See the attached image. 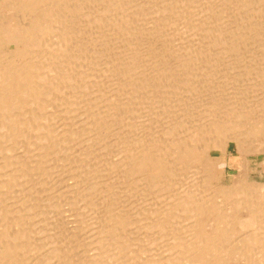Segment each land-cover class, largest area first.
<instances>
[{"label":"bare ground","instance_id":"1","mask_svg":"<svg viewBox=\"0 0 264 264\" xmlns=\"http://www.w3.org/2000/svg\"><path fill=\"white\" fill-rule=\"evenodd\" d=\"M252 156L264 0H0V264H264Z\"/></svg>","mask_w":264,"mask_h":264},{"label":"rangeland","instance_id":"2","mask_svg":"<svg viewBox=\"0 0 264 264\" xmlns=\"http://www.w3.org/2000/svg\"><path fill=\"white\" fill-rule=\"evenodd\" d=\"M11 48L13 49V48H15V46L14 45H12L11 46ZM253 70V71H252ZM251 70V72H253L254 74L253 75H255L257 72L254 70V67H253V69ZM255 71V72H254ZM202 78H206L207 79V76H204V77H202ZM206 79H205V82L207 83V81H206ZM140 93V92H139ZM138 92H137V94H139ZM162 103V102H161ZM160 103V105H162ZM144 110H150V108H144L142 111H140V113H141V115H144V113H146V111L144 112V113H142ZM149 113V112H148ZM148 113H146L145 115L146 116H149V115H147ZM153 114L154 113H152V115L151 116H153ZM125 121V120H124ZM125 122H127V121H125ZM125 124V123H124ZM233 147V146H232ZM251 160H252V163H253V168H254V170L253 171H251V177L253 178L254 177V180H256V181H259V182H263L264 181V163H262V159L261 158H259V157H257V156H252V158H251ZM236 162H237V156L235 155V154H232L231 155V157H230V161H229V165H230V168H229V172H231V171H233L234 169H232V166H234L235 164H236ZM261 173V174H260ZM138 178V177H137ZM137 180V179H136ZM184 182L185 181H183V184H184ZM234 182V181H233ZM238 183V182H237ZM239 184V183H238ZM241 184V183H240ZM158 189V188H157ZM157 189H153V194L154 195H152L151 194V192H150V194L152 195V196H155V195H161V194H159V189H158V191H157ZM155 192H156V194H155ZM158 192V193H157ZM138 203H140V202H138ZM145 203H147V202H145ZM154 203V202H153ZM129 204V203H128ZM141 204L143 205L144 203H140V206H141ZM135 205V204H134ZM129 206H131L130 204H129ZM140 206H138V208L140 207ZM144 206V208H145V206H146V208L147 209H149V207H151V205L149 206L148 204L146 205H143ZM159 206V205H158ZM165 206V207H164ZM164 206H162L161 207V209L160 210H162V212L165 210L166 211V205H164ZM132 207H134L133 205H132ZM143 208V207H142ZM143 208V209H144ZM134 208H132V210H133ZM164 209V210H163ZM150 210V209H149ZM151 210H152V208H151ZM156 210V209H155ZM144 211H145V209H144ZM143 211V212H144ZM153 211H154V209H153ZM164 211V212H165ZM155 212V211H154ZM163 212V213H164ZM156 213H157V210H156ZM177 214H179L178 216H177ZM176 215H175V220H174V222H175V225H176V227L178 228L180 225H181V221L179 220V219H177V217L178 218H180L181 219V217H183V215L181 216L180 215V213H177ZM177 216V217H176ZM179 221V222H176L177 220ZM177 223V224H176ZM180 223V224H179ZM175 225H173V227L175 226ZM150 233V235H152V232H151V230L149 231ZM258 232V231H257ZM256 233V232H255ZM152 238H154V235H152ZM158 240H155L154 241V244L155 245H157V247H158ZM157 243V244H156ZM161 243V242H160ZM153 244V245H154ZM154 245V247H156ZM156 247V248H157ZM151 248H153L152 246H151Z\"/></svg>","mask_w":264,"mask_h":264}]
</instances>
